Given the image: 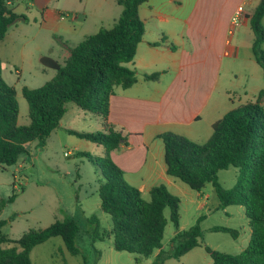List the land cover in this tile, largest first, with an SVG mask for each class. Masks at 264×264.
I'll list each match as a JSON object with an SVG mask.
<instances>
[{"label": "trees", "instance_id": "1", "mask_svg": "<svg viewBox=\"0 0 264 264\" xmlns=\"http://www.w3.org/2000/svg\"><path fill=\"white\" fill-rule=\"evenodd\" d=\"M121 12L109 27L86 34L73 46L56 73L42 84L30 87L22 85L21 93L27 100L28 122L18 123L19 104L16 88L2 75L0 57V164L16 162L18 155L27 150L26 143L36 139L43 145L50 132L59 125L66 103L74 101L79 107L99 114L105 128L92 131L67 127V131L103 146V154L92 156L88 151L80 153L99 167L102 179L98 185L100 207L110 214L109 231L97 232L101 239L112 234L113 247L136 253L134 259L149 257L155 249H161L169 209V219L175 231L170 238L168 256L179 257L200 244L202 229L196 222L187 228H179L180 197L163 183L152 185L149 197L129 183L123 170L111 157V150L123 138L121 132L106 124L109 97L116 85L129 86L136 79L135 69L127 63L133 58L138 42L144 33V20L138 6L145 0H117ZM11 0H0V40L9 25L18 19H26L11 6ZM264 0H258L249 16L254 33L252 52L255 60L264 67ZM146 78H157L159 72L145 73ZM264 87L255 100L246 101L226 111L212 123V132L204 141H196L184 134L164 131L158 134L164 143V160L168 174L178 177L193 189H200L210 182L219 200V206L241 204L248 219L250 237L238 252H226L205 244L212 264H264ZM230 165L238 167L237 179L230 187L223 186L217 172ZM0 197V210L7 200ZM97 228L99 219L89 217ZM4 220L0 219V264H32L31 248L50 236L60 235L66 248L79 253L75 237L79 231L74 217L55 219L42 228H30L18 238H10L2 232ZM236 237L238 231L226 225H213ZM162 256V255H160ZM159 257H155L154 260ZM155 262V261H154Z\"/></svg>", "mask_w": 264, "mask_h": 264}, {"label": "crops", "instance_id": "2", "mask_svg": "<svg viewBox=\"0 0 264 264\" xmlns=\"http://www.w3.org/2000/svg\"><path fill=\"white\" fill-rule=\"evenodd\" d=\"M257 2L145 0L139 4L138 12L145 30L133 58L127 63L135 69L136 79L129 86L114 87L109 97L106 124L123 136L111 150L112 159L123 170L124 178L141 190L143 197H149L151 186L159 183L178 196L192 193L187 183L167 173L164 143L158 134L173 131L204 141L212 132V123L236 106L229 98L227 84L221 83L219 87L224 58L237 55L242 46L250 45L252 52L254 33L249 16ZM10 3L14 11L26 16L9 25L1 39L23 38L24 43L10 47L13 57H5L15 66L18 81L23 78L25 65H29L33 75L40 70L47 79L57 70L42 61L40 65L32 62L31 55L36 48H29L25 44L27 39L39 33L46 36L48 42L41 54L51 56L60 66L69 55L70 46L102 26H111L122 9L117 0H11ZM239 4L243 5V14L239 22L233 23L231 16ZM262 22L264 24V14ZM244 33L250 40L244 39ZM3 56L0 50L2 63ZM156 71L159 72L157 78L144 75ZM7 82L15 87V81ZM98 117L97 126L105 128L103 117ZM62 126L67 130L70 125L65 126L60 121L48 136L58 133ZM78 146L77 143L74 148L80 150ZM206 183L196 189V195H202L201 200L190 195L196 208L207 205L211 190L214 191L212 185L209 192L204 191ZM215 204L219 207V200ZM174 231L163 236L161 249L152 253L154 258L168 252ZM165 242H169L168 248Z\"/></svg>", "mask_w": 264, "mask_h": 264}, {"label": "rangeland", "instance_id": "3", "mask_svg": "<svg viewBox=\"0 0 264 264\" xmlns=\"http://www.w3.org/2000/svg\"><path fill=\"white\" fill-rule=\"evenodd\" d=\"M253 4L255 1L252 2V6ZM27 15H29L28 12ZM239 21L240 19L237 20ZM243 37L249 39L247 33H244ZM22 41L23 38L13 41L10 37L0 40V50L2 55H5L2 73L6 81H15L20 124L28 120L27 100L21 93V86L25 83L27 86L35 87L47 79L46 74L41 73L40 70L33 75V72H29L32 71L28 68L29 65H25L23 78L20 81L17 80L15 66L10 65V60L5 57L11 59L13 56L10 53V47L24 43ZM47 42V37L40 36V33L25 41L29 48H36L31 55L32 62L41 64L42 56L46 55L41 54L43 53L41 49H44ZM262 46L264 48V41ZM222 70L223 76L219 87L221 83L227 84L229 98L234 101L232 105L255 100L259 89L264 87V67L252 56L250 45L242 46L237 55L225 57ZM97 115L69 100L60 121L65 126L70 125L68 126L70 128L92 131L101 129L97 126L99 120ZM77 143L80 145L78 146L80 150L74 148ZM27 148L25 152L18 155L15 163L0 164V197L7 199L14 192V197L7 200L0 210V219L4 220L1 226L2 232L10 238H18L30 228H42L55 219L65 217H74L79 224V231L75 237L79 253L72 254L66 248L62 237L53 235L31 248L32 264H212V259L204 248L205 244L215 249L235 253L248 242L250 227L243 205L229 204L226 209L221 206L216 207L218 198L215 191L211 190L207 205L196 208V202L190 199V195L199 200L202 199V195H196V189L185 183L192 193L179 196V224L181 228H187L201 215L200 244L179 257L168 256L164 252L156 260L153 255H150L136 262L134 259L136 253L117 250L113 247L111 233L104 235L101 239L94 238L97 232L109 231L112 221L110 214L100 207L97 190L102 179L101 171L97 164L84 157L80 151L86 150L99 160L103 154V146L70 133L62 126L58 129V133L53 132L50 137L48 136L43 145L38 144L34 139L28 143ZM237 174L238 167L233 165L221 168L217 172L218 180L225 187L235 184ZM206 184L204 191L209 192L212 184L210 182ZM91 215L98 217V228L89 219ZM165 215L167 224L164 237L175 230L173 222L169 219L167 207ZM213 225L234 227L238 235L234 237L227 231L212 230ZM168 247L169 242H165V248Z\"/></svg>", "mask_w": 264, "mask_h": 264}, {"label": "water", "instance_id": "4", "mask_svg": "<svg viewBox=\"0 0 264 264\" xmlns=\"http://www.w3.org/2000/svg\"><path fill=\"white\" fill-rule=\"evenodd\" d=\"M41 61L45 65L52 66L55 68L59 67V64L49 55H43Z\"/></svg>", "mask_w": 264, "mask_h": 264}, {"label": "built area", "instance_id": "5", "mask_svg": "<svg viewBox=\"0 0 264 264\" xmlns=\"http://www.w3.org/2000/svg\"><path fill=\"white\" fill-rule=\"evenodd\" d=\"M243 14V5L239 4L235 10V12L231 16V21L237 22L238 19H240L241 15Z\"/></svg>", "mask_w": 264, "mask_h": 264}]
</instances>
